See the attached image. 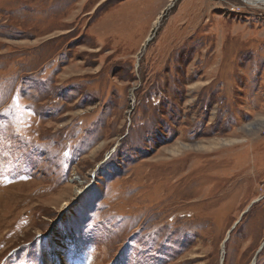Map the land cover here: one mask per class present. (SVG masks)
I'll list each match as a JSON object with an SVG mask.
<instances>
[{
  "label": "rangeland",
  "instance_id": "1",
  "mask_svg": "<svg viewBox=\"0 0 264 264\" xmlns=\"http://www.w3.org/2000/svg\"><path fill=\"white\" fill-rule=\"evenodd\" d=\"M72 252L264 264V0H0V264Z\"/></svg>",
  "mask_w": 264,
  "mask_h": 264
},
{
  "label": "bare ground",
  "instance_id": "2",
  "mask_svg": "<svg viewBox=\"0 0 264 264\" xmlns=\"http://www.w3.org/2000/svg\"><path fill=\"white\" fill-rule=\"evenodd\" d=\"M262 2V1H261ZM254 3L256 4L257 2L256 1H254ZM47 243H48V241H46ZM58 245L59 244H57V246L54 244L52 247H49V246H46V247H44L43 249H41L42 250V252H41V254H40V257L42 256V258H44V256H43V252H45L46 251V249H50L52 252H53V256H55V254H56V256H58V254H59V252H57L56 253V250H58L60 247H58ZM56 246V247H55ZM68 248V247H67ZM73 248H75V247H73ZM79 248V247H78ZM83 251V250H82ZM55 252V253H54ZM64 252V251H63ZM73 253V255H74V258L73 257H71V258H64V261L63 262H60V260H59V258H58V260H57V264H84L85 263V260H84V258H80V256L79 255H81L82 253L81 252H79V254H78V252H72ZM76 255V256H75ZM57 258V257H56ZM42 260V259H41ZM56 261V259L55 258H53V259H48L47 258V261L45 262V263H41V264H50V262L51 261ZM52 261V262H53Z\"/></svg>",
  "mask_w": 264,
  "mask_h": 264
}]
</instances>
